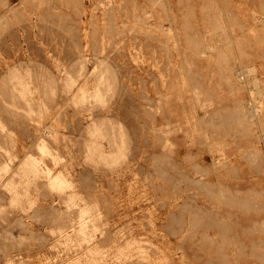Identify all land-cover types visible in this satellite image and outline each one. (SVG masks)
Instances as JSON below:
<instances>
[{
  "label": "rangeland",
  "instance_id": "rangeland-1",
  "mask_svg": "<svg viewBox=\"0 0 264 264\" xmlns=\"http://www.w3.org/2000/svg\"><path fill=\"white\" fill-rule=\"evenodd\" d=\"M96 243L264 264V0H0V264Z\"/></svg>",
  "mask_w": 264,
  "mask_h": 264
},
{
  "label": "bare ground",
  "instance_id": "bare-ground-1",
  "mask_svg": "<svg viewBox=\"0 0 264 264\" xmlns=\"http://www.w3.org/2000/svg\"><path fill=\"white\" fill-rule=\"evenodd\" d=\"M35 108V107H34ZM43 109V108H42ZM32 167H33V169L35 170V171H37V167H36V165L35 164H32ZM66 181H64L63 179H61V178H59V177H57L54 181H53V183H52V186H54V187H56V188H62V187H65L66 186ZM88 209V208H87ZM90 209H91V207H90ZM93 210V209H92ZM83 215H82V217H85V215L87 214V213H89V211H87V210H84L83 212ZM94 214H95V211H94ZM79 215V214H78ZM90 217H92V216H90ZM90 217H88V218H90ZM78 218V217H77ZM96 220H98V219H96ZM95 220V221H96ZM82 223V222H81ZM92 223V222H91ZM96 224H97V222H96ZM88 225V224H87ZM97 226V225H96ZM95 226V227H96ZM80 227V226H79ZM55 228H53V230H54ZM60 229V228H59ZM62 229V228H61ZM53 230H51V231H53ZM73 231V230H72ZM84 228H82L81 229V231H80V233L82 234V235H84ZM93 231V230H92ZM54 233H55V231H54ZM62 234H64V233H62ZM69 235V234H68ZM85 235H87V234H85ZM60 236H61V234H60ZM64 236V235H63ZM66 236V235H65ZM87 236H89V234L87 235ZM87 236H86V238H87ZM93 237V236H92ZM91 237V238H92ZM61 238V237H60ZM69 238H72V237H69ZM85 238V239H86ZM58 240H60V239H58ZM83 240V239H82ZM96 240V238H94V241ZM71 241H72V239H71ZM84 241V240H83ZM86 241V240H85ZM91 241V239H88V241H86V242H90ZM116 241V240H115ZM59 242V241H58ZM62 242V241H61ZM68 242V241H67ZM72 243V242H71ZM118 243V242H117ZM117 243H115V244H117ZM63 244H64V242H63ZM66 244V243H65ZM75 244V243H74ZM90 244H92V243H90ZM90 244H88V245H90ZM98 243H96V245H97ZM119 244V243H118ZM67 245H69V244H67ZM81 244H79V246H80ZM121 245V244H120ZM70 246V245H69ZM75 246V245H74ZM78 246V247H79ZM87 246V245H86ZM95 246V245H94ZM68 247V246H67ZM66 247V248H67ZM89 247V246H88ZM117 247V246H116ZM121 247V246H120ZM120 247L118 248V251L120 250ZM80 248H81V246H80ZM121 249H122V247H121ZM69 250V249H68ZM123 250V249H122ZM121 250V251H122ZM67 251V250H66ZM105 251L106 250H103V249H101V245H97V246H95V247H92V248H89L88 250H86L83 254H81V256H79V255H77V256H79V257H77V258H74V260H72L71 262H70V264H97L98 262H99V260H100V258L101 257H103L104 255L106 256V254H105ZM121 251H119V254H121L122 252ZM126 252V251H125ZM82 253V252H81ZM101 253H103V254H101ZM116 257H118V256H116ZM119 258V257H118ZM11 262V261H10Z\"/></svg>",
  "mask_w": 264,
  "mask_h": 264
}]
</instances>
